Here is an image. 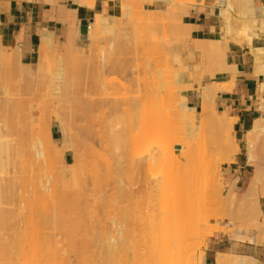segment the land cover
I'll return each instance as SVG.
<instances>
[{"label": "rangeland", "instance_id": "obj_1", "mask_svg": "<svg viewBox=\"0 0 264 264\" xmlns=\"http://www.w3.org/2000/svg\"><path fill=\"white\" fill-rule=\"evenodd\" d=\"M79 1L91 6L94 5V0ZM147 1L152 0H123L122 14L118 17L97 15L88 25L86 37L90 41L89 45L79 52H76L73 41V34L75 35V32L70 34L69 39L72 41H68V44H66L65 52H59L57 50V45L54 46L56 48H52L53 50H56V53L53 50H49L48 46L46 47L45 39L42 38V48L40 51H42L43 53H45L46 50L52 51L51 53L48 52L49 54L47 58H49L50 56L49 60L52 61L51 64H53L54 66L52 68V72L54 70V75L52 74V72H50L40 76V79L38 78L40 80V82L38 81L39 84L35 82L34 76L32 77L30 75L31 72L28 69L29 67H27V65H23L25 63L21 61V56L18 57L17 53L8 52V50L5 49L3 45H1L2 43L0 41V48H2L0 49V83L3 84L5 81L3 86H1L2 84H0V106L3 105L2 103H6L9 104L10 109L13 108L11 109V112L14 116H16L14 118H17L19 120L20 124H16H18V127L20 125L21 128H19L22 129V131L20 129L19 130L21 134L24 135L20 136V132L18 131H10L11 129L9 128V124L3 121L5 120L3 119L5 114L3 109L4 107L1 106L0 109L2 108L3 111H1L2 109L0 110V121H3L4 125L3 122H1L0 126L3 125L4 127L2 126L0 131H2L5 135L2 134L3 136L0 137V141L4 138L6 142L10 141V143L12 142V145L14 144L13 148L15 145L17 146V148H14L16 150H13V152L16 151V153H14V156L13 154H10L15 157V160L9 161L11 164L7 162L8 166L5 161L7 167L5 166V174L3 173L5 176L3 177L4 182H14V188L9 195L10 199L13 202H10L12 205H7L8 202L4 201L2 202L3 204L1 203L0 205L3 209L6 207L7 210L6 208L5 210H9L8 212H10V210H15V212H13L7 218L5 228L0 232L1 242L4 244L15 243L17 245H20V243H22L21 239L23 241L26 238L25 240L29 241V236L31 242V239H36V242L38 240L37 244L40 243L42 245L41 247L40 244L38 246L36 245L38 247V250L36 249L35 252H38L37 255L39 256H37L36 253L33 254L29 252L28 249H26L27 253L29 252L28 257L26 255V252H24L25 249L23 247L26 248L25 245L21 246V248L24 249H22L23 252H21V248L19 246H11L10 249L12 247H14V249L12 250L13 252L10 250L9 254L13 253L11 255V259L13 257V259L16 261L14 263V261L12 260L14 264H33V262H35L37 259L39 262H36L40 264H202L203 249L207 244L208 238L211 237L215 232H236L239 234L243 229H251L260 230L264 234V211H261V205L264 209V173L258 188L253 191L246 190L249 185L250 179H252L254 174L258 171L256 170V166L257 168L258 166L260 168V171L258 172L261 173L262 171H264V160H262L264 159V133L257 137L255 135H249L247 143L249 140V145L252 146V150H257L253 151L255 164H250L245 167V172L240 175L242 177L241 179H239L238 173L232 176L234 179L239 180L238 186L236 187V190L239 192L234 190L236 181L230 183L231 189L229 190V184H225L226 178H228V176L230 175L228 165L230 162L234 161V154H237V152L234 151V133L231 124L229 127L230 129H225L226 126H223L225 129H223V133L225 136L219 130L221 132H219V134H222L224 136L223 138L226 137L224 139L225 141H227L225 142L226 146L225 149L223 147L224 150H222L225 152L226 148L228 149L229 153H227L228 155L226 157H228L229 159H224L223 157L225 156H222L221 153H218L217 156L213 154L215 156L214 159L211 158L212 156L208 157V159L211 158L212 161L207 167H203V169L200 168V173L203 174L199 175L201 176V183L199 182L200 185L198 186V183L195 182L197 183L196 185L198 186V188L193 190L190 189V186H186L185 188L188 187L189 189H183L182 194L187 196L186 198H188V202L184 201L187 203L182 204V207H190L189 209L187 208V210L185 209V215L182 217V219L181 217H177L178 219L176 218L172 221V223H170L169 226L172 227L167 226L165 230V227H161L163 231L166 232L165 233L159 226L161 217L155 218L153 216L155 212L159 211H156V207L158 206L155 207V205H158L157 203H159V201L161 200L160 196H162V198L164 199V197H166V194L168 195L169 192H171L169 190L174 189L171 186V182L185 173L184 165L176 164L177 159L180 158L179 154L185 151V145H176L173 147H166L158 151H153L155 145L164 142L169 134L167 132H159L153 138H150L148 134L151 125H153V123L151 122L153 120V117L154 122L155 118L156 120L160 118V122H163L161 121L162 118L159 117L158 113H156V111H163L160 107L163 105L159 104L160 97L158 95H160L161 91L162 93L163 91H165L163 89H158L164 81L163 80L160 82L159 78H165L166 76L161 77L164 76L161 74H168L166 69L167 67L169 68L171 66L170 63H165L164 66L167 67H164L166 68L164 69L162 68L163 64L158 62H162L163 58L165 57V61L163 60V62H168L170 61L169 59H171V61L173 60L174 63L172 66H177V61L174 62V58L172 59V57H175L179 53L168 52V50L165 48V39L169 38L170 36H174L172 34L176 33L175 31H177L178 28L180 29L179 26L178 28L175 27L179 25L178 20L181 17V12L179 11L180 5L186 3L187 1L193 0H166L168 2L167 8L150 10L145 14L143 12V5ZM247 1H251L249 4H253V9L249 8L246 5ZM219 2L221 6V16L225 23V31L231 39H235L240 42L247 41L249 44H252V42L248 40V33L253 32L256 36L264 34V25L260 21L264 18V3L255 4L254 0H219ZM165 10H167V17L164 16ZM251 10H255L256 15L254 16L258 17V20L260 21L258 23L259 26H252L251 23L255 22H252L253 12H250ZM177 11L180 12V14ZM153 13L156 15H154ZM229 13L231 15L234 14L232 15V19L231 16H229ZM177 14H179L180 16H177ZM154 16H158V18H155ZM163 16L164 18H167L169 22L165 19L163 20ZM227 16H229V19L232 20V22L229 21V25L234 24L231 25L232 27H228L227 25ZM177 17L179 19H177ZM152 18L157 20H154ZM108 19L116 22L114 25V30L104 35L97 34L98 37H96V33L92 34L94 26L93 22L95 20L101 21L103 24H105ZM150 19L152 21L154 20V24L152 21H150ZM233 20L235 23L233 22ZM149 21L150 23H148ZM163 21L169 23V29H166V26L168 25L166 23H163ZM155 25L157 26L156 28L154 27ZM170 28L175 29H173L174 33L172 30H170ZM164 29H166V31L168 30V32H165L166 34H164V32H161ZM155 32H157L158 35ZM159 33L163 34H161L160 36ZM180 33L178 34L180 35ZM71 36L72 38H70ZM157 38L160 39L158 40ZM155 39L158 41H156ZM154 40L156 41V43ZM69 42L71 44H69ZM152 44L153 49L151 48ZM158 44L161 45L160 49H163V53L160 54L161 56L158 53L156 55L154 54L156 57L153 56L152 59L150 54L153 55V52L149 53L147 51L150 48L153 51L156 48H154V46L156 45L158 47ZM260 48L262 50V57H264V48ZM252 49H254L253 51H255V48ZM115 51H117L116 54H114ZM157 55L159 56L157 57ZM206 58L207 61H209V57ZM151 61L156 62L155 65L157 63L158 66L162 65L159 68L164 69L165 72H160V74L159 71H157L158 68L153 67L154 63H151ZM207 61H203V63H209ZM65 64L69 65L72 68L71 69L70 67H68V70H70V72L66 69ZM56 65L57 67H62L61 69L62 71H64H59V68H57ZM102 65L104 67H101ZM205 66L206 65H192V68H194V70L195 68H197L196 73L193 72V69H191L192 73L195 74H192V76H194V84L198 83L199 85H205L212 82V88L217 90V93L220 90L229 89L225 87L228 82L214 83V81H209V77H206L208 75L205 76V73H213L211 67L212 65H210V67ZM54 68H56L58 71ZM23 70L27 72L29 71V75L27 73L26 74L31 77H28L25 74V71L23 72ZM174 70L170 71L169 73H174ZM14 71L17 75L14 73ZM56 72H59L58 74L61 75V77L60 75L58 77L61 78L63 83H60L62 82L60 79H58L59 81L56 79ZM152 72L156 73L154 74ZM158 73L159 75H161L159 76V78ZM170 75L171 74H169V76ZM51 76L52 80L50 79ZM169 76L167 78H169ZM65 77L70 80L69 81L67 79V81H69L70 83L66 81ZM173 78L175 79L176 76ZM118 79H120V81ZM176 79L175 81L176 83L178 81V85L173 81V87L177 86L176 88H178V90L174 88L175 91L179 92V90H181V92L179 93H183L186 95L188 90H191V92H193L200 100L197 88L193 87L189 89H183L185 87H188V83L184 84L183 81H180L179 78L178 80ZM64 80L66 82H64ZM170 80L171 78L169 79V81H167L169 82V84L171 82ZM203 80H205V82H203ZM165 83L166 82H164V84ZM179 83L181 85H179ZM60 85H63V87L61 88ZM181 86L183 87L182 89L180 88ZM2 87L4 88V90ZM57 87L59 88L55 89ZM167 87L169 86H165V88ZM32 89L34 91H32ZM155 89L159 90V92H156ZM57 90H61V92ZM171 90L172 88L170 90H166V93H168L167 91L171 92ZM172 91L174 93V90ZM178 92L176 93L178 94ZM3 93H5V95ZM162 95L166 96L165 93ZM149 96L153 99L149 98ZM148 98L152 103L147 101L149 100ZM109 100H111L113 104L114 102H118V107H114L115 109H112L111 107L116 104L113 105L111 101L108 102ZM167 100L168 99H166V101ZM150 104L154 106L157 105L156 107L159 106L160 108L156 110L157 108H154L153 106L154 110L151 109L152 113H144L145 109L149 110L146 105L148 107H151L152 105ZM167 104L166 106H168ZM190 105H195L196 107L198 105L197 111H201V100L199 103L196 101ZM129 109L131 111L135 109V117L134 115H131L134 113L130 114V112H128ZM140 109L142 111H139ZM112 110H116L114 111V113H117L115 114L117 115V117L120 116L119 120L115 117ZM111 111L113 113L111 114L112 116H110ZM216 111L217 113H221L220 111H218V109ZM167 112L170 116L169 111ZM199 112L198 115H200ZM155 113L157 114V117ZM163 113L161 115H163ZM129 114L131 116H129ZM171 115L173 116V113ZM106 117H108L107 120L109 118L115 117L116 119L114 120L119 121V125L122 124L120 126L121 129L123 127L122 135L125 136L122 137V140L124 142H121L123 144L121 145V156L118 163L119 169L117 167L116 176H111V173H109L110 176L107 175L109 178H106L107 176L100 178L99 176L97 177L95 175H91L95 179H93V177L89 175L76 176L73 173V170H77L76 166H80L79 163L82 158H86L87 160L91 159L94 162L93 163L90 160L93 164H95L94 159L96 158L95 160H99V164L101 163L102 160L100 156L93 153L90 154L92 150L87 151L86 146L90 144L96 150L98 148H101L99 144L100 136L98 132L101 131L103 120H105ZM128 117H130L131 120H129L130 118ZM50 119L52 120L49 121ZM229 121L231 120H228L227 122L229 123ZM106 122L108 121H105V123ZM127 122H130V125L127 124ZM158 122L156 123L159 124ZM109 123L110 121L108 122V124ZM224 123L225 122H223L222 125H226ZM217 124L218 123H216L215 126H217ZM103 125L107 124L103 123ZM126 125H132L133 129L130 130L131 128H127ZM222 125L220 126L222 127ZM125 128L131 131V134H129L131 139L129 138V136L127 137L126 132L128 130ZM2 129H5V131H3ZM91 129L95 133L90 132L89 130ZM12 132L16 133L14 134ZM17 132L18 135L16 136ZM209 132L210 131H208V135L211 134ZM217 132L218 131H216L215 133ZM31 133H33V135H30ZM52 133L54 138L52 136ZM217 134H215L214 136H216ZM48 135H51L50 137L52 142L48 141L50 140V138H48ZM133 135L135 136V139H133ZM5 136H7L8 138H6ZM13 136L17 138H14ZM18 136L22 138L20 139V137L18 138ZM32 136H40L47 141L48 145H53V148L49 146L50 149L48 150H53L51 154H55L54 157L57 162H55V164L52 163L54 166L51 165V168H56H54L55 170L48 168L50 166L47 162H44L45 160L40 161V159H36L32 156V152L30 153V151L33 150L32 148H29L31 146L27 147V145H29V141L27 142V144L24 140H22L24 138H28L30 140L32 139ZM210 137L211 136H208V138ZM19 139L20 142L22 140L26 144L25 145L23 143L25 145L23 146L25 148V151L22 148L23 151L21 152H24L22 154L20 152L17 153L18 151L22 150L20 146L21 143L17 141ZM219 139H221V136ZM209 141L207 143H211ZM16 142L18 144L20 143V147L18 146V144H16ZM251 142L254 143L252 144ZM221 143L218 144L221 145ZM218 144L217 146L219 148L220 146ZM209 145L210 144H208V146ZM18 147L20 150L18 149ZM209 147H207L206 149H208ZM26 148H29L30 150ZM239 148L240 151L242 150L243 152H246V146H239ZM214 150L216 151V147L214 148ZM27 152H29V154ZM102 152L105 151L103 150ZM216 152H218V150ZM24 154L27 155L25 156ZM149 155H151V158H149ZM208 155H210V153H208ZM91 156H93L94 158ZM19 157H22V161L21 159H18ZM5 158L7 159V157H4V160H6ZM11 159L9 158V160ZM16 159H18L19 163H17L18 161H16ZM86 159L84 160L86 161ZM90 161L86 162L90 163ZM42 162L44 165H46V167L42 164ZM102 163H104V160ZM99 164L98 168L96 167V170H100L99 167L101 166V164L100 166ZM105 164L106 163L102 165L104 166ZM94 166H97V163ZM106 167L107 166H104V168ZM96 170L94 172H96ZM101 171H103V168L102 170H100V172ZM30 172L35 173L30 174ZM104 172L105 170L103 171V173ZM96 175H100V173ZM57 176H59L58 181L55 180L56 178H58ZM96 177L98 182L97 184L94 183L95 181H92L96 180ZM99 178L101 181H99ZM42 179H47L46 181H50L45 183L46 181H43ZM218 179L223 181L225 186L219 185ZM42 182L49 186L51 185L52 187L53 185L55 187L58 186L54 188V193H51V195L45 200H40L35 196V192H37V188L39 186L41 187V185L43 184ZM57 182L59 184L56 185ZM100 182H102V186H99ZM33 183H35V185ZM38 183H40V185ZM91 184H96V186L100 187L101 190H97L96 186H94L95 189L92 190L93 185L91 186ZM90 186L91 188H87L88 190L86 189L87 191H85L86 193H84L83 189ZM192 186L193 185H191V187ZM163 191H168V193L163 194ZM163 214H165V212L162 213L161 216H163ZM156 216L160 215L158 214ZM31 218H34L33 222H36V225L38 224L37 226L33 225L35 223H30V221H32ZM39 219L41 220V222ZM47 219L49 221L45 222ZM178 224L181 226H179ZM174 225H177L179 228L182 227V230H171V228H175ZM34 226L37 227V230ZM169 229L170 231L167 234ZM34 230L36 231L35 234ZM173 232L177 234H173ZM32 233L34 235H36L37 233V235L39 236L36 238V236H34ZM30 234H32L35 238H33L32 235L31 238ZM50 236L51 238H48ZM53 236L54 238H57V241L53 238ZM111 237H113L116 242H113L115 248L110 252L107 248V245L109 244L108 242ZM160 238H162L163 241H161ZM250 239L252 240L251 237ZM30 241H25L24 243L28 246L31 244ZM158 241L163 242L162 244L165 245L162 247L157 245L160 244ZM55 243H57L59 249L62 246L59 250L60 252H58V247ZM98 246L100 248H98ZM28 247L30 248L29 250L32 251L33 247L31 245ZM52 247L57 248V250L56 248H54L53 253L51 251L53 249ZM62 248L64 251L62 250ZM55 251H57L55 255L60 253V258L58 255V259L54 256ZM42 252L44 254L43 257ZM23 253L26 256H23ZM32 254L34 256H30ZM237 256L241 260H243V263L240 262V260L239 262L232 260V262L228 264H255V259L252 257L242 255ZM234 258H236V255L234 256ZM28 259H30L31 263L30 261H28ZM52 260H54V262ZM0 264H5L3 263L2 257H0Z\"/></svg>", "mask_w": 264, "mask_h": 264}, {"label": "bare ground", "instance_id": "obj_2", "mask_svg": "<svg viewBox=\"0 0 264 264\" xmlns=\"http://www.w3.org/2000/svg\"><path fill=\"white\" fill-rule=\"evenodd\" d=\"M95 1V0H94ZM94 1H93V3H94ZM251 1H247L246 2V5L249 7V8H251V9H253L252 7H253V4H249ZM125 6H128V5H125ZM139 7V6H138ZM167 10H165V15L164 16H168L167 15V12H166ZM180 12H181V10H179ZM215 11V10H214ZM146 12V11H145ZM178 12V11H177ZM180 12H178L179 14H180ZM250 12H253L252 13V15H253V20H252V22H255V23H251L252 24V26L253 25H256V26H259L258 25V23L261 21V23L264 25V18L262 19V20H258V17H256V16H254V15H256V12H255V10H251ZM176 13V12H175ZM150 14V13H149ZM154 14V13H153ZM179 14H177V16H180ZM230 14V13H229ZM145 15V14H144ZM152 15V14H151ZM154 15H156V14H154ZM183 15V14H182ZM189 15V14H188ZM227 15H228V13H227ZM232 15H234V14H232ZM231 14L229 15V16H231V19L233 18V16H232ZM161 16V15H160ZM164 16H163V20L165 19L166 21H168L169 22V20H167V18H164ZM229 16H227V18L226 19H228L227 21H228V23H227V25H228V27L229 26H231V25H234V24H231V25H229V21H231L232 22V20H230L229 19ZM62 17V16H61ZM155 18H158V16H154ZM149 18V17H148ZM152 19H154V18H152ZM169 19V18H168ZM171 19V18H170ZM177 19H179L178 17H177ZM181 19V18H180ZM148 20V19H147ZM154 20H157V19H154ZM154 20L152 21L151 19H150V21H152L153 22V24H154ZM150 21L148 22V23H150ZM166 21H163V23H166L167 25L169 24L168 22H166ZM179 21V20H178ZM178 21H176V22H178ZM181 22V21H180ZM233 22H234V20H233ZM94 26H93V32H92V34H94V33H96L95 35H96V37H98V35H104V34H107V33H109V32H111L112 30H114V25H115V23L116 22H113L112 20H110V19H108L107 21H106V23L105 24H103L101 21H98V20H95L94 22ZM156 23V22H155ZM192 23V22H191ZM235 23V22H234ZM257 23V24H256ZM157 24V23H156ZM177 24V23H176ZM173 25V24H172ZM191 25V24H190ZM175 26V25H174ZM178 26H180V25H177V26H175V27H177L178 28ZM181 26H183V25H181ZM155 28L157 27L156 25L154 26ZM164 27H165V25H164ZM167 28L166 29H169V25L168 26H166ZM171 27V26H170ZM174 27V28H175ZM197 26H195V28H196ZM232 27V26H231ZM153 28V27H152ZM151 28V29H152ZM173 28V29H174ZM150 29V28H149ZM158 29V28H157ZM166 29H164L163 31H161V32H164V34H166L165 32H168V30L166 31ZM173 29H171L170 28V30H172L173 31V33H174V30ZM198 29V28H197ZM154 30V29H153ZM48 31V30H47ZM148 31V30H147ZM150 32V31H149ZM152 32V31H151ZM176 33H174V34H172V35H174V36H178L179 34L178 33H180V29L178 28V30L177 31H175ZM188 32V31H187ZM187 32H182V33H187ZM49 33V32H48ZM50 33H52V32H50ZM157 35H158V33L157 32H155ZM72 34V33H71ZM98 34V35H97ZM112 34V33H111ZM161 34H163V33H161ZM161 34L159 33V35L161 36ZM178 34V35H177ZM181 34V33H180ZM223 35H225L224 33H223ZM43 36V35H42ZM93 36V35H92ZM164 36V35H163ZM179 36H181V35H179ZM184 36V35H183ZM94 37V36H93ZM222 37V36H221ZM225 37H226V35H225ZM247 37H248V40L250 41V42H252L253 41V39L255 38V37H257L253 32H250V33H248L247 34ZM1 38V37H0ZM70 38H72V36L70 37ZM223 38V37H222ZM43 39H45V42H46V47L48 46V48H49V50H53L54 48H56V47H54V46H56L57 44H55V41H54V39L52 38V37H48V36H43ZM158 39V38H157ZM160 39V38H159ZM158 39V40H159ZM17 40V39H16ZM156 40V39H155ZM154 40V41H155ZM158 40H156V41H158ZM0 41H1V39H0ZM69 41H72V40H70L69 39ZM156 41H155V43H156ZM195 41H197V40H195ZM201 41V40H200ZM206 42H207V40H205ZM224 40H220V41H211V42H208V43H206V42H204V43H202V44H198V43H196V47H195V52H202V54H204V56H206V57H209L208 58V60L209 61H207V62H209V63H206V66L207 67H210V65H212L211 67H212V71H213V73L215 72V71H222V70H227V71H229V70H233L234 72H235V66L234 65H230V64H227L226 63V61H225V47H224V42H223ZM226 41V40H225ZM160 42V41H159ZM158 42V43H159ZM200 43V42H199ZM228 43V42H227ZM1 44V43H0ZM68 44V43H67ZM69 44H71L70 42H69ZM198 44V45H197ZM2 45V44H1ZM21 45V44H20ZM31 45V44H30ZM228 45V44H227ZM151 46V45H150ZM160 46L161 45H159L158 44V47L155 45L154 46V48L156 49V52H155V49L152 51L151 50V48L153 49V44H152V47L147 51V52H153L152 54L153 55H151L150 54V56H151V58L154 56V57H156L155 55L158 53L159 55L160 54H162L163 53V49H160ZM229 46V45H228ZM1 47V46H0ZM17 47V46H16ZM58 47V46H57ZM41 48H42V46L40 47V50H41ZM51 48V49H50ZM53 48V49H52ZM162 48V47H161ZM252 48H255V51H254V53L256 54V57H257V59L258 58H261L262 57V50H261V48L260 47H252ZM0 49H2V48H0ZM21 49V48H20ZM18 50V49H17ZM35 50V49H34ZM162 52H161V51ZM252 50H254V49H252ZM2 51V50H1ZM19 51V50H18ZM54 52L56 51V50H53ZM34 52V51H33ZM48 52H52V51H45V53H43L42 51H40L39 52V60H37L35 63H26V62H24L25 64H23V65H27V67H29L28 69L30 70V72L28 71H25V70H23V72L25 71V74L27 73H30V75L33 77L34 76V80H35V82L37 83V84H39L38 83V81L40 82V76H42V75H45V74H47V73H50V72H52V68L54 67L53 66V64H51V62L52 61H50L49 60V58H50V56H49V58H47V56H48ZM116 52L117 51H115V53L114 54H116ZM188 52V51H187ZM1 53V52H0ZM56 53V52H55ZM17 54H18V57L19 56H21L22 57V55H23V53L21 52V51H19V52H17ZM113 54V55H114ZM155 54V55H154ZM165 54V53H164ZM227 54V53H226ZM14 55V54H13ZM55 55V54H54ZM159 55H157V57L159 56ZM15 56V55H14ZM115 56H117V55H115ZM161 56V55H160ZM163 56H165V55H163ZM181 55L180 54H177L175 57H172V59L174 58V62L175 61H177V66L174 68L172 65L174 64L173 63V60L171 61V59H169L170 61H168V62H163V60L165 61V57L163 58V60H162V62H158V63H162L163 64V67L162 68H164V67H167V66H164L165 65V63L167 64V63H170L171 64V66L170 65H168V66H170L169 68L167 67V69L166 68H164V69H166L167 70V73L168 74H166V73H163V74H161L160 72H165V70L164 69H162V68H159V67H161L162 65H155V63L156 62H152L151 61V63H154V65H153V67H157V68H155V69H157V71H159V73L161 74V75H164V76H161V75H159V73H158V78H159V76H161V77H165V78H162V79H160L159 78V81L161 82V81H163L162 83L164 84V82H166L163 86L161 85L158 89H160V90H165V91H163V93H162V91L160 92V95H158L159 97H160V99H159V104H161V105H163V106H160L161 107V109L163 110V111H156V110H158V108H160L159 106L158 107H156L157 105H152V104H150V105H152L151 107H148L147 105H146V107L149 109V110H146L145 109V111H144V113L146 112H149V114H150V112H151V109H153V106H154V108L156 107L157 109L155 110L156 111V113H158V115H159V117H161L162 119H161V121H163L162 123L160 122V118L158 119V120H156V118H155V122L153 121L154 120V117H153V120L151 121L152 123H153V125H151V128H150V130H149V134H148V136L150 137V138H153L156 134H158L159 132H167L168 134H169V136L167 137V139L164 141V142H162V143H158V144H156L155 145V148L153 149V151H158V150H160V149H163V148H168V147H173V146H176V145H185V151L184 152H181L179 155H180V158L179 159H177V162H176V164H178V165H184V169H185V173L184 174H182L180 177H178L176 180H173L172 182H171V186L174 188V189H171V190H169V191H171V192H169V194L167 195L166 193H168V191H163V194H166V197H164V199L162 198V196H160V201H159V203H157L158 205H155V207L156 206H158V207H156V211H158V212H155V213H157V214H153V216L155 217V218H158V217H161V220H160V222H159V226H160V228L161 227H165L164 228V230L167 228V226H169L170 225V223H172V221L173 220H175L177 217L179 218V217H181V219H182V217L185 215L184 213H185V211L187 210V208L189 209V207H182V204H185V203H187L188 202V198H186L187 196H185V195H183L182 194V192H183V189L186 187V186H190V189H193V190H195V189H197L198 188V186L200 185V183H201V176H199V175H202L203 173H200V168L201 169H203V167L205 168V167H207L210 163H211V158H215V156H217V154L218 153H221L222 154V156H225V157H223L224 159H227L228 157H226L228 154L227 153H229L228 152V149L226 148V150H225V152L223 151L224 149H225V146H226V144H225V142H227V141H225L224 139L226 138H223L225 135H224V133H223V131L225 130V129H230L229 127H230V124H231V127L233 128V122H234V120H235V118L234 117H232V116H229L226 112H221V113H217V106H216V96H217V90H215V89H213L212 88V82H210V83H208V84H202V85H199L198 83L197 84H194L193 83V77L194 76H192V74H194V73H192V70L191 69H193V72H195L196 73V71H197V68H195V70H194V68H192V66H186V65H184L183 64V62H182V58L180 57ZM184 56V55H183ZM203 56V57H204ZM112 57V56H111ZM114 57V56H113ZM167 57V56H166ZM171 57V56H170ZM1 58V57H0ZM153 59V58H152ZM158 59V58H157ZM156 59V60H157ZM168 59V58H167ZM206 60H207V58H205ZM205 59H203V60H205ZM1 60V59H0ZM17 60V59H16ZM52 60V59H51ZM151 60V59H150ZM206 60H205V62H206ZM109 61H110V59H109ZM154 61V60H153ZM108 62V61H107ZM205 62L202 64V65H204L205 64ZM210 62H212V63H210ZM20 63V62H19ZM18 63V64H19ZM2 64V63H1ZM67 64V63H66ZM65 64V67H66V69L68 70L69 68L68 67H70L69 65H66ZM100 64V63H99ZM208 64H210V65H208ZM20 65V64H19ZM18 65V66H19ZM22 66V65H21ZM60 66V65H59ZM64 66V65H63ZM205 66V67H206ZM56 67H57V65H56ZM65 67H63V68H65ZM97 67V66H96ZM101 67H104L103 65L101 66ZM116 67V66H115ZM174 69H176V70H174ZM57 68H59V71H62V67H57ZM71 68V67H70ZM27 69V68H26ZM54 69H56V68H54ZM61 69V70H60ZM72 69V68H71ZM75 69V68H74ZM116 69V68H115ZM155 69H154V71H155ZM160 69V70H159ZM162 69V70H161ZM199 69V68H198ZM22 70V69H21ZM57 70V69H56ZM78 70V69H77ZM152 70V69H151ZM174 70V73H169L170 71H173ZM58 71V70H57ZM64 71V70H63ZM62 71V72H63ZM69 72H70V70H68ZM67 71V72H68ZM76 71V70H75ZM102 71V70H101ZM118 71V70H117ZM147 71V70H146ZM53 72H54V70H53ZM52 72V74L54 75V73ZM61 72V73H62ZM71 72H72V70H71ZM74 72V71H73ZM203 72V71H202ZM14 73H15V71H14ZM19 73V72H18ZM21 73V72H20ZM59 72H56L55 74L57 75V80L58 79H60L61 80V75L60 74H58ZM147 73V72H146ZM152 73H156V72H152ZM16 74V73H15ZM25 74H23V75H25ZM26 74V75H27ZM74 74V73H73ZM169 74H171L170 76H169ZM174 74V75H173ZM205 74H207V73H205ZM208 74H210L209 72H208ZM17 75V74H16ZM29 75V74H28ZM27 75V76H28ZM50 75V74H49ZM52 75V76H53ZM55 75V76H56ZM60 75V77H58ZM195 75V74H194ZM223 75V74H222ZM13 76H14V74H13ZM20 76V75H19ZM18 76V77H19ZM31 76H28V77H31ZM52 76H51V80H52ZM63 76V75H62ZM156 76V75H155ZM154 76V77H155ZM169 76V78H167ZM176 76V80H178V78L180 79V81L182 80L183 81V83L185 84V83H188V87H185V88H183L182 86L184 85H182L180 88L182 89H189V88H193V87H195V88H197V90H198V95H199V97H200V100H201V111L199 112V111H197V107L195 106V105H190L189 103H188V97H187V95H185V94H183V93H179V92H181V90H179V92L178 91H175V89L176 90H178V88H176V87H173L174 86V83L175 84H177L178 83V81H177V83H176V81H175V79L173 78V77H175ZM27 77V78H28ZM223 77V76H222ZM39 78V79H38ZM64 78V77H63ZM146 78H147V75H146ZM145 78V79H146ZM153 78V77H152ZM158 78H157V80H158ZM171 78V82H170V84H169V82H167V81H169V79ZM24 79V78H23ZM31 79V78H30ZM36 79H37V81H36ZM44 79V78H43ZM65 79H66V81H67V77H65ZM81 79V78H80ZM155 79V78H154ZM165 79H166V81H165ZM168 79V80H167ZM174 79V80H173ZM4 80V79H3ZM2 80V81H3ZM28 80V79H27ZM33 80V79H32ZM50 80V81H51ZM69 80V79H68ZM73 80V79H72ZM119 81H120V79H118ZM156 80V81H157ZM42 81V80H41ZM55 81V80H54ZM59 81V80H58ZM62 81V80H61ZM65 80H64V82H66ZM70 81V80H69ZM69 81H67V82H69ZM155 81V82H156ZM173 81H174V83H173ZM28 82H30V81H28ZM52 82V81H51ZM215 82H217V81H214V83ZM4 83H5V81H4ZM3 83V84H4ZM48 83V82H47ZM46 83V84H47ZM60 83H63V81L62 82H60ZM70 83V82H69ZM68 83V84H69ZM220 83V82H219ZM0 84H2V83H0ZM3 84L1 85V86H3ZM33 84V83H32ZM35 84V83H34ZM64 84H66V83H64ZM63 84V85H64ZM121 84V83H120ZM168 84V85H167ZM172 84V85H171ZM211 84V85H210ZM63 85H60L61 86V88L63 87ZM159 85V84H158ZM178 85V84H177ZM179 85H181L180 83H179ZM209 85H210V88H212V89H210L209 88ZM232 85H233V81L232 82H228V84H226L225 85V87H227V88H231L232 87ZM67 86V85H66ZM165 86H169V87H167V88H169V89H167V88H165ZM37 87V86H36ZM54 87H56V86H54ZM53 87V88H54ZM158 87V86H157ZM172 88V90H174V93H173V91L171 90V92L170 91H167L168 93H166V90H170L171 88ZM3 88V87H2ZM32 88V87H31ZM59 87H57V88H55V89H58ZM175 88V89H174ZM3 90H4V88H3ZM8 90V89H7ZM31 90V89H30ZM63 90V89H62ZM118 90V89H117ZM156 90V92H159V90H157V89H155ZM195 90V89H194ZM32 91H34L33 89H32ZM57 91H59V90H57ZM216 91V92H215ZM4 92V91H3ZM8 92V91H7ZM59 92H61V90L59 91ZM169 92H170V94H169ZM176 92H178V94L176 93ZM166 94V96H164V95H162V94ZM4 95H5V93H3ZM9 94V93H8ZM153 94V93H152ZM179 94H180V96H179ZM112 95V94H111ZM135 95V94H134ZM155 95H157V94H155ZM18 96V95H17ZM170 96V97H169ZM9 97V96H8ZM113 97V96H112ZM112 97H111V99H112ZM152 97H153V95H152ZM163 97H165V98H163ZM168 97V98H167ZM109 98H110V96H109ZM149 98H151L150 96H149ZM148 98V99H149ZM170 98V99H169ZM129 99V98H128ZM151 99H153V98H151ZM162 99H164V100H162ZM166 99H168L167 101H166ZM118 100V99H117ZM160 100H161V102H160ZM200 100H199V102H200ZM7 101V100H6ZM111 100H109L108 102H110ZM114 101H115V99H114ZM148 102H151L150 101V99L149 100H147ZM147 101H146V103H147ZM164 101H166V102H164ZM9 102V101H8ZM7 102V103H8ZM112 102V101H111ZM152 103V102H151ZM158 103V102H157ZM156 103V104H157ZM1 104V103H0ZM3 105H1V106H3L4 108V117H3V115H2V117H3V119H5V120H3L5 123H8L9 124V128L11 129H9L10 131H18V132H20V130L22 131V129H20L21 127H20V125H19V127L17 126L18 124H16V123H19V120L17 119V118H14V117H16V116H14L13 115V113L11 112V109H13V108H9V104H4V103H2ZM112 104H113V102H112ZM111 104V105H112ZM114 104H116V105H114ZM114 106H112L111 108L113 109L114 107L116 108V107H118V102H114ZM155 104V103H154ZM166 104L168 105V106H170V107H168V106H166ZM0 106V107H1ZM163 107V108H162ZM165 107V108H164ZM169 109H168V108ZM211 107V108H210ZM114 108V109H115ZM167 108V109H166ZM2 109V108H1ZM0 109V110H1ZM3 109L1 110V111H3ZM167 110V111H169V113H170V116H172L171 114L173 113V116L172 117H170L169 116V114H168V112L167 111H165V110ZM154 110V109H153ZM1 111H0V113H1ZM6 111V112H5ZM113 111V110H112ZM112 111L110 112V116H112L111 114H113L114 113V111H116V110H114L113 111V113H112ZM135 109L134 110H130L129 109V111L128 112H130V114L131 113H134V114H131V115H134V117H135ZM137 111V110H136ZM139 111H142L141 109L139 110ZM127 112V113H128ZM163 112H167V113H163ZM198 112H199V114L200 115H198ZM152 113V112H151ZM155 113V114H156ZM163 113V115H161ZM115 114H117V113H114V115ZM129 114V116H131ZM154 114V115H155ZM167 114V115H166ZM113 115V116H114ZM148 115V114H147ZM165 115V116H164ZM109 116V117H110ZM164 116V117H163ZM168 116V117H167ZM115 117L119 120L120 118V116H118L117 117V115H115ZM109 118L108 120H107V118L108 117H106L105 118V120H103V123L104 124H107V125H103V123H102V129H101V131H99L98 132V134H99V138H100V141H99V144H100V146H101V148H98V149H100V150H104L105 152H102V151H100V150H96L92 145H88V146H86V149H87V151H91V153L90 154H95V155H99L100 156V158H101V166H100V164H99V160L97 161V160H95L94 159V161H95V164H93V163H91V161L90 160H87L86 158H84V159H86V161H90V163H91V165H90V163L89 162H86L83 158L80 160V166H76L77 167V170H73V173L76 175V176H91V175H95V176H99L100 178L101 177H106L107 175L108 176H110L109 175V173H111V176L113 175L114 177L116 176V172H117V167H118V169H119V165H118V163H119V159H120V153H121V145L123 144V143H121V142H124L122 139V137H125L124 135H122V133H123V127H122V129H121V125H119L120 123H119V121H117V120H114V119H116V118ZM156 117H157V114H156ZM166 117V118H165ZM128 118H130V117H128ZM128 118H127V120H128ZM16 119V120H15ZM112 119V120H111ZM152 119V118H151ZM166 119V120H165ZM52 119H50L49 121H51ZM56 120V119H55ZM129 120H131V118L129 119ZM133 120V119H132ZM228 120H231V121H229V123L227 122ZM3 121H0V123L1 122H3ZM18 121V122H17ZM105 121H110V123L108 124V122H106L105 123ZM159 121V122H158ZM4 122H3V125H4ZM21 122V121H20ZM44 122H47V121H44ZM130 122H133V121H130ZM129 122V123H130ZM156 122H158L159 124H157ZM223 122H225L224 124H226V125H222V123ZM227 122V123H226ZM232 122V123H231ZM128 122H127V124H129ZM156 123V124H155ZM216 123H218L217 124V126H215V124ZM20 124V123H19ZM229 124V125H228ZM1 125V124H0ZM2 125V126H3ZM130 125V124H129ZM127 126V128L128 127H130L131 129L130 130H132L133 128H132V125L131 126ZM220 125H222V127L220 126ZM228 125V126H227ZM2 126H0V129H1V127ZM220 126V127H219ZM226 126V128L224 129V127ZM4 127V126H3ZM124 127H125V125H124ZM215 127V128H214ZM127 128H125V129H127ZM214 128V129H213ZM217 128H218V130H217ZM221 128V129H220ZM5 129H8V128H5ZM5 129L3 130V131H5ZM20 129V130H19ZM216 129V130H215ZM224 129V130H223ZM128 130V129H127ZM223 133V135L222 134H219V132L220 131ZM8 131V130H7ZM41 131V130H40ZM90 132H93V130L91 129V130H89ZM124 131H126V130H124ZM208 131H210L209 133H211V134H209L208 135ZM211 131H214V132H211ZM216 131H218L217 133L221 136V139H219L220 138V136L217 134V133H215ZM18 132H17V134H16V136L18 135ZM42 132V131H41ZM220 132V133H221ZM6 133V132H5ZM12 133H16V132H12ZM34 133V132H33ZM33 133H31L30 135H33ZM40 133V132H39ZM38 133V134H39ZM93 133H95V132H93ZM127 133V134H126ZM125 134L127 135V137L129 136V138H130V135L129 134H131V131H127ZM262 133H264V118H260V119H258V120H256V122H255V124H254V126H253V128L249 131V133H248V136L249 135H255L256 137L257 136H259V135H261ZM3 132L2 131H0V137L1 136H3V135H5V134H3ZM215 134H217L216 136H214ZM19 135L20 136H24L23 134H21V132L19 133ZM20 136H18V138L20 137ZM29 136V135H28ZM51 135H48V138H50V140H48V141H51V137H50ZM208 136H211L210 138H208ZM6 138H8L7 136H5ZM14 137V136H13ZM215 137V138H214ZM218 137V138H217ZM14 138H17V137H14ZM22 137H20V139H21ZM24 138V137H23ZM31 138V137H30ZM47 138V139H48ZM212 138V139H211ZM216 140V138H217V140L215 141L214 139ZM4 139V138H3ZM2 139V140H3ZM20 139L19 140H17L18 142H20ZM126 139V138H125ZM131 139V138H130ZM133 139H135V136L133 135ZM213 141V143H212V141ZM0 141V204L2 203V202H4V201H6V202H8V204L7 205H9V204H11L13 201L10 199V197H9V195H10V193H11V191H12V189L14 188V182H4V177L3 176H5L4 174H5V168L8 166V164H7V162L8 163H10L9 161H14L15 160V157H13L14 156V153H16V151L15 152H13V150H16V149H14L15 147L17 148V146L15 145L14 146V148H13V145L10 143V141H5V139L3 140V141ZM9 140V139H8ZM22 140H24L26 143L28 142L29 143V145H27V147L28 146H31V147H29L30 149L32 148V150L33 151H30V153L32 154V156L33 157H35L36 159H40V161H44V162H47L48 163V165L50 166V167H48V165H47V167L48 168H51V165H53V164H55V162H57L56 161V159H55V157H54V155H52L51 153H52V151L53 150H51V151H49L48 149H50V147L49 146H51V145H48V143H47V141L44 139V138H42V137H40V136H32V139H22ZM21 140V144H20V146H21V149L23 148L24 149V151H25V148L23 147V146H25L26 144H25V142H23ZM210 140V141H209ZM220 142H219V141ZM233 140H234V151H236L237 153H239V151H240V148H239V143L236 141V139H235V137L233 136ZM132 141H135V140H132ZM211 142V143H207V142ZM221 141H222V143H221ZM249 141V140H248ZM251 141V140H250ZM253 141V140H252ZM31 142V143H30ZM52 142V141H51ZM217 142V143H216ZM254 142H256V141H254ZM254 142H251L252 144L254 143ZM11 145V147H10V145ZM25 145H24V144ZM27 143V144H28ZM221 143V145H219V144ZM16 144H18L17 142H16ZM19 144H18V146H19ZM208 144H210L211 146H212V148H211V146L209 147L208 146ZM216 145V146H214V145ZM217 144L220 146L219 148H218V146H217ZM19 146V147H20ZM53 146V145H52ZM51 146V147H52ZM95 146V145H94ZM209 147L208 149H206L207 147ZM213 146H214V148L216 147V151L218 150V152H216L215 150H214V148H213ZM255 146V145H254ZM19 147H18V149H19ZM49 147V148H48ZM99 147V146H98ZM206 147V148H205ZM223 147H224V149H223ZM29 148H26V149H29ZM53 148V147H52ZM210 148H211V150H210ZM259 148V147H258ZM12 150V152H11V150ZM23 149L22 150H20V151H18L17 153H24V152H21V151H23ZM29 149V150H30ZM213 149V150H212ZM223 149V150H222ZM28 150V151H29ZM208 150V151H207ZM221 152H220V151ZM27 151V150H26ZM253 151H257L256 149L255 150H252V146H250L249 144H248V153H247V162L248 163H250V164H255V158H254V154H253ZM236 152H234V153H236ZM260 152V151H259ZM28 154H29V152H27ZM208 153H210V155H208ZM225 153V154H224ZM255 153V152H254ZM10 154H13V156L12 155H10ZM213 154H215V156L213 155ZM224 154V155H223ZM20 155V154H19ZM25 155V154H24ZM27 155V154H26ZM25 155V156H26ZM220 155V154H219ZM235 156L237 155V154H234ZM18 156V155H17ZM82 156V155H81ZM210 156H212L211 158H209L208 159V157H210ZM221 156V157H222ZM4 157H7V159L6 160H4ZM11 157H12V159H11ZM28 157V156H27ZM83 157V156H82ZM91 157H93V156H91ZM95 157H98V156H95ZM9 158L11 159V160H9ZM14 158V159H13ZM22 158V157H21ZM20 157L18 158L19 160L21 159ZM57 158V157H56ZM94 158V157H93ZM149 158H151V155H149ZM18 159H16V161H18ZM41 159H43V160H41ZM229 159V158H228ZM25 160H26V158H25ZM82 160H84L85 161V163H84V161H82ZM103 160H104V163H106L104 166H107L106 168H104V166L102 165V164H104V163H102L103 162ZM151 160V159H150ZM234 160H235V157H234ZM262 160H264V159H262ZM5 161H6V164H7V166H6V164H5ZM15 161V162H16ZM21 161H22V159H21ZM39 161V160H38ZM39 161V162H40ZM257 161H258V159H257ZM17 163H19V161L17 162ZM53 163V164H52ZM59 163V162H58ZM96 163H97V166H94V165H96ZM259 163V162H258ZM11 164V163H10ZM14 164V163H13ZM23 164V163H22ZM28 164V163H27ZM42 164H43V162H42ZM57 164V163H56ZM98 164H99V168H100V170H102V168H103V171L105 170V172L107 171H110V172H104L103 173V171H101L100 172V170H96L97 168H98ZM41 165V164H40ZM44 165V164H43ZM91 166V168H90V166ZM259 165V164H258ZM6 166V167H5ZM31 166V165H30ZM45 167H46V165H44ZM43 166V167H44ZM54 166V165H53ZM201 166V167H200ZM34 167V166H33ZM42 167V168H43ZM97 167V168H96ZM41 168V169H42ZM47 168V169H48ZM55 167H53V168H51V169H53V170H55L54 169ZM258 168H259V166H258ZM257 168V166H256V170H258V171H260V168L258 169ZM8 169V168H7ZM76 169V168H75ZM107 169V170H106ZM96 170V172H94ZM256 170H255V172H256ZM47 171V170H46ZM197 171H198V173H197ZM254 172L255 174H254V176L252 177V179H250V182H249V185H248V187H247V189L246 190H248V191H253V190H255L256 188H258L259 187V184H260V181H261V179H262V177H263V173H264V171H262L261 173L260 172ZM98 172V173H97ZM119 172V171H118ZM4 173V174H3ZM35 173V172H34ZM34 173H31L30 172V174H34ZM94 173H96V174H99L100 173V175H96V174H94ZM200 173V174H199ZM155 174V173H154ZM7 175V174H6ZM53 176V175H52ZM93 176H91V177H93ZM106 177V178H109V177ZM157 176V175H156ZM58 178H56L55 180H59V176H57ZM97 177H96V180H92V181H95L94 183H98L97 182ZM34 178V177H33ZM100 178H99V181H101L100 180ZM200 178V179H199ZM48 179V178H47ZM46 179V180H47ZM93 179H95L94 177H93ZM115 179V178H114ZM35 180H36V178H35ZM34 180V181H35ZM43 180V179H42ZM45 179L43 180V181H46ZM52 180V179H51ZM41 181V180H40ZM50 181V180H49ZM49 181H46L45 183H47V182H49ZM53 181V180H52ZM218 181H219V185H222V186H225L224 185V182L223 181H221L220 179H218ZM195 182H197V183H195ZM200 182V183H199ZM43 184L41 185V187H42V189H41V187L39 186H37L38 188H37V192H35V196L38 198V199H40V200H45V199H47L50 195H51V193H54V188H56V187H58V186H54L53 185V187L50 185H47V184H44V182H42ZM52 183V182H51ZM215 183H216V180H215ZM263 183V182H262ZM34 185H35V183H33ZM39 185H40V183H38ZM49 184V183H48ZM53 184V183H52ZM57 184H59L58 182L56 183V185ZM96 184L94 185V184H91V186L93 185V187H92V190L93 189H95L94 188V186H96ZM198 186H197V185ZM226 184V183H225ZM229 184V183H228ZM191 185H193L192 187H191ZM196 185V186H195ZM91 186L90 187H86V188H84L83 189V191H84V193H86L85 191H87L89 188H91ZM99 186H102V182H100V184H99ZM195 186V187H194ZM222 186H221V188H222ZM35 187V186H34ZM185 188V189H189V188ZM88 188V189H87ZM96 188H97V190L99 189V190H101V188L100 187H97L96 186ZM87 189V190H86ZM231 189V186H230V184H229V190ZM83 191H81V192H83ZM220 191H221V189H220ZM161 195V194H160ZM236 199H238V198H236ZM184 201H187V202H184ZM5 202V203H6ZM11 202V203H10ZM182 202V203H181ZM3 204V203H2ZM160 204V205H159ZM6 205V204H5ZM12 205V204H11ZM4 206V205H3ZM45 206V205H44ZM15 207V206H14ZM6 208V207H5ZM5 208L3 209L2 207H1V205H0V232H1V230H3L4 228H5V226H6V220H7V218L13 213V212H15V210H10V212H8V211H6L7 210V208H6V210H5ZM12 209H13V207H12ZM186 209V210H185ZM154 210H155V208H154ZM160 211H161V213H160ZM163 211V212H162ZM165 212V214H163V216H161V214L162 213H164ZM160 215V216H156V215ZM177 218V219H178ZM34 218H31V220L32 221H30V223L31 224H33V223H35V224H33V225H36V222H33L34 220H33ZM40 220V219H39ZM43 221H45V220H43ZM49 220L47 219L45 222H48ZM40 222H41V220H40ZM44 222V223H45ZM154 223H155V219H154ZM38 225V224H37ZM36 225V226H37ZM39 225H40V223H39ZM179 225V224H178ZM175 226V225H174ZM173 226V227H174ZM179 226H181V225H179ZM35 227V226H34ZM157 227V226H156ZM169 227H172V226H169ZM36 228V230H37V227H35ZM162 229V228H161ZM175 229H181L182 230V227L181 228H179L177 225L175 226V228L174 229H172L171 228V230H175ZM178 230V231H179ZM180 230V231H181ZM162 231H163V229H162ZM169 231H170V229L168 230V232H167V234L169 233ZM179 231V232H180ZM35 230H34V234H35ZM163 232H165V231H163ZM177 232V231H176ZM166 233V232H165ZM171 233V232H170ZM33 234V233H32ZM32 234H30V237H31V235ZM33 234V235H34ZM173 234H177V233H174L173 232ZM33 235H32V237H33ZM34 236H36V238L39 236V235H37V233H36V235H34ZM31 237V238H32ZM162 237V236H161ZM33 238H35V237H33ZM48 238H51V236L50 237H48ZM53 238H54V236H53ZM163 238V237H162ZM162 238H160L161 239V241H163L162 240ZM26 239V238H25ZM24 239V240H25ZM28 239H29V241H30V238H29V236H28ZM42 239V238H41ZM45 239V238H44ZM55 240L57 239V238H54ZM116 239V238H115ZM22 241V239H21V242L23 243H20V245L18 244H15V243H12V244H10V243H6V244H4V243H2L1 242V234H0V257H2L3 258V263H5V264H14L16 261L13 259V257H12V259H11V255L13 254L12 252V250L14 249V247L15 246H19L20 248H21V246H23V245H25L26 246V248L25 247H23L24 249H25V251L24 252H26V255H27V257L29 256L28 255V253L29 252H31V253H36L35 252V250L38 248L37 246L40 244V243H38L37 244V242H38V240H37V242H36V239H31L32 240V242H31V244L30 243H28V244H30L32 247V251L31 250H29L30 248L28 247V246H30V245H28L27 246V244H25L24 242L25 241H27V242H29L28 240H25V241ZM57 241V240H56ZM161 241H158L160 244H157V245H159V246H164L165 244H162L163 242H161ZM39 242H40V239H39ZM45 242V241H44ZM47 242V241H46ZM113 242H116V240H114V238L113 237H111V239L109 240V244L107 245L108 247V250L111 252V251H113L114 250V248H115V245H114V243ZM60 243V242H59ZM111 243H113V244H111ZM56 245H57V243H55ZM162 244V245H161ZM37 245V246H36ZM53 245V244H52ZM104 245V244H103ZM11 246H14V247H12L11 249H10V247ZM36 246V247H35ZM42 245L40 244V247H41ZM48 246V245H47ZM100 246V245H99ZM98 246V248H100ZM39 247V248H40ZM43 247H46V246H43ZM57 247H58V245H57ZM62 247V246H61ZM61 247H60V249H61ZM23 248H21V252H23L22 251V249ZM48 248H51V247H48ZM53 248V247H52ZM54 248H56V247H54ZM54 248L51 250L52 251V253H53V250H54ZM64 248V247H63ZM63 248H62V250H63ZM23 249V250H24ZM26 249H28V253H27V251H26ZM43 249V248H42ZM41 249V250H42ZM59 247H58V252H60L59 250ZM65 249V248H64ZM12 251L11 253L12 254H9L10 252L9 251ZM33 250H34V252H33ZM38 250V249H37ZM56 250H57V248H56ZM100 250V249H99ZM40 251V250H39ZM43 251V250H42ZM64 251V250H63ZM101 251V250H100ZM47 252H48V249H47ZM50 252V251H49ZM56 252L57 251H55L54 252V256L58 259V257H57V255L59 256V258L61 257L60 256V253H58L57 255H55L56 254ZM67 252V251H66ZM66 252H65V254H66ZM30 253V254H31ZM38 253V252H37ZM37 253H36V255H37ZM41 253V252H40ZM39 253V254H40ZM64 253V252H63ZM30 255V256H34V255ZM42 254H43V252H42ZM48 254V253H47ZM46 254V255H47ZM64 254V255H65ZM26 255H24V253H23V256H26ZM35 255V256H36ZM41 255V254H40ZM50 255V254H49ZM236 254H233V253H231V252H229V251H225V252H219V253H217V256H216V259H215V261H214V263L213 264H228V263H230V262H232V260H234V261H236V262H239V260H240V262H242L243 263V260H241L237 255H236V258H234V256H235ZM37 256H39V255H37ZM44 256V254L42 255V257ZM52 256V255H51ZM63 257V256H62ZM38 258V257H37ZM48 258H49V256H48ZM39 259H40V257H39ZM42 259V258H41ZM46 259V258H45ZM44 259V260H45ZM51 259H53V258H51ZM14 261V263H13V261ZM26 260V259H25ZM49 260V259H48ZM55 260V259H54ZM54 260H52L53 262H54ZM64 260V259H63ZM28 261H30V259H28ZM36 261H38V259L36 260ZM35 261V262H36ZM50 261V260H49ZM58 261V260H57ZM27 262V261H26ZM33 262V264H40V263H38V262ZM46 262H48V261H46ZM28 263V262H27ZM30 263H31V261H30ZM58 264V263H57Z\"/></svg>", "mask_w": 264, "mask_h": 264}, {"label": "crops", "instance_id": "obj_3", "mask_svg": "<svg viewBox=\"0 0 264 264\" xmlns=\"http://www.w3.org/2000/svg\"><path fill=\"white\" fill-rule=\"evenodd\" d=\"M122 2L123 0H95L94 5L91 6L79 0H0L1 43L8 52L21 51L22 62L35 63L39 60L43 36L52 37L57 43V50L65 52L69 36L75 32L73 41L76 52H79L89 45L90 41L86 37L89 23L97 15L120 16ZM254 2L260 4L264 3V0H254ZM167 7L166 0L147 1L143 5V12L146 14L147 11ZM180 10L181 36H170L165 39V48L168 52H178L185 65H202L206 57L202 52H195L196 43L202 44L206 42L205 40L206 43L224 40L225 61L236 67L235 72L222 70L205 76L208 75L206 77H209V81H233L230 89L218 91L216 106L218 111L226 112L235 118L233 135L240 147L246 146V152L241 150L235 156V160L228 165L230 175L226 178V184L236 181L234 190L237 191L239 180L232 176L238 173L241 179L240 175L245 172V167L250 165L247 162L248 133L256 120L264 118V57L257 59L252 50V47L264 48V34L255 37L252 44L231 39L225 31L219 0L187 1L180 5ZM186 95L189 104L196 101L199 103V98L191 90H188ZM261 211H264L262 205ZM241 231L239 234L219 231L209 237L203 249L202 264H213L217 253L225 251L252 257L255 259V264H264L263 232L251 229Z\"/></svg>", "mask_w": 264, "mask_h": 264}]
</instances>
